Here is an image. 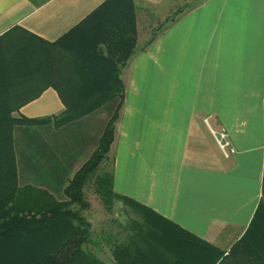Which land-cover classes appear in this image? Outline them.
Masks as SVG:
<instances>
[{
  "label": "crops",
  "instance_id": "0c3cea01",
  "mask_svg": "<svg viewBox=\"0 0 264 264\" xmlns=\"http://www.w3.org/2000/svg\"><path fill=\"white\" fill-rule=\"evenodd\" d=\"M107 1L0 0V37L13 31L35 45L67 36L64 42L74 45L79 25ZM133 1L138 44L121 73L125 100L106 161L114 191L137 211L151 210L228 255L264 206V0ZM172 13L175 20L156 31ZM43 55L8 54L10 74L23 73L9 87L15 117L66 110L53 83L36 72ZM114 106L62 128H16L20 186L66 201L67 186L98 148ZM222 130L236 149L229 157L213 135ZM41 245L19 238L6 246L25 254ZM113 248L101 236L84 246L101 264H116Z\"/></svg>",
  "mask_w": 264,
  "mask_h": 264
},
{
  "label": "trees",
  "instance_id": "16d2710c",
  "mask_svg": "<svg viewBox=\"0 0 264 264\" xmlns=\"http://www.w3.org/2000/svg\"><path fill=\"white\" fill-rule=\"evenodd\" d=\"M31 1L39 5L38 0ZM79 28L82 35L74 45L64 42L67 36L53 44L41 42L36 46L13 31L0 37V264H101L92 252L84 249L93 239L92 225L84 215L90 208L85 189L91 182L109 210L115 201H122L138 216L129 219L126 239L112 249L116 264H264L262 204L246 234L225 255L155 212L137 211L134 201L115 193L113 172L99 173L108 160L125 100L121 73L137 49L135 3L108 0ZM35 50L44 54L36 72L41 69L46 80L53 83L66 110L53 117L18 118L13 115V93L9 87L19 82L23 73L10 74L8 54ZM25 75L23 81L31 77ZM111 102L115 103L114 111L98 148L70 181L65 190L66 201L59 202L39 188L20 186L16 128H62ZM19 238L41 242L42 247L25 254L9 250L6 245Z\"/></svg>",
  "mask_w": 264,
  "mask_h": 264
},
{
  "label": "rangeland",
  "instance_id": "374dc122",
  "mask_svg": "<svg viewBox=\"0 0 264 264\" xmlns=\"http://www.w3.org/2000/svg\"><path fill=\"white\" fill-rule=\"evenodd\" d=\"M177 14L172 13L164 22L158 25L156 31L161 30L168 20L175 18ZM109 110V108H108ZM112 171L111 162H105L100 169V174L103 172ZM86 200L90 204V208L84 213H88L94 229L93 239H99L110 246H116L121 244L127 237L130 221L129 219H135L138 216L133 210L121 203V201H115L111 210H109L102 203L100 197L95 193L94 183L91 182L85 189Z\"/></svg>",
  "mask_w": 264,
  "mask_h": 264
},
{
  "label": "built area",
  "instance_id": "2783aa9c",
  "mask_svg": "<svg viewBox=\"0 0 264 264\" xmlns=\"http://www.w3.org/2000/svg\"><path fill=\"white\" fill-rule=\"evenodd\" d=\"M213 135L217 141V144L221 151L226 157L236 153V149L233 147L232 142L229 138V134L226 130L219 131L218 133L213 132Z\"/></svg>",
  "mask_w": 264,
  "mask_h": 264
}]
</instances>
